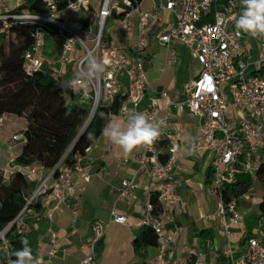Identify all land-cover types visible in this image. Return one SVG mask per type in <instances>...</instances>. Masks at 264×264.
Wrapping results in <instances>:
<instances>
[{"label": "built area", "instance_id": "obj_1", "mask_svg": "<svg viewBox=\"0 0 264 264\" xmlns=\"http://www.w3.org/2000/svg\"><path fill=\"white\" fill-rule=\"evenodd\" d=\"M46 13L42 15H2L22 20L35 26L33 43L24 52L22 66L27 74L43 66L45 37L60 42L59 57L50 64L51 75L69 81L85 67V57L90 51L107 60L105 72L89 84L88 97L79 88H71L80 104L87 105L86 126L99 107L110 109L116 97L120 98L118 116L126 119L123 109L135 108L153 121L164 120L157 114L156 99L143 105L150 82L146 76L149 64L147 50L150 43L164 49L167 62L176 55L172 44L186 46L190 57L199 67L194 78L184 86V99L172 107L188 112L197 120L199 137L188 149L189 155L209 153L211 176L208 194L214 199L215 212L222 234L229 243L234 238L244 214L240 201L249 202L254 197L256 172L264 159V38L255 39V54L248 35L237 33L234 17L241 9L240 0H66L59 7L56 0H42ZM166 97V92L161 93ZM20 135L12 137L13 141ZM94 144L82 153H75L71 163H65L66 154L50 170L38 164L23 170L35 181L33 191L16 217L1 231L0 252L8 264L11 247L5 237L22 234L29 222H48L47 232L52 245V256L58 249V234L50 224L53 211L67 205L77 197L83 185L94 177H102L105 167L93 171L94 159L90 155ZM179 141L177 135L164 127L161 136L151 147L142 148L135 157L137 170L148 181L140 227H150L156 235V255L145 264H203V252L185 249L182 258L167 260L174 248L182 227L171 230L163 227L174 221L185 210V201L177 193L180 170ZM247 180V182H245ZM137 184L133 179H123L117 188L116 200L109 210L106 222L95 221L90 226V236L85 257L78 264H95V247L111 223L124 225L125 212L116 209V202H132ZM159 207L154 211L152 198ZM38 205L39 208H36ZM75 216L76 211L72 210ZM264 227V221L260 222ZM228 264H264V238L248 237L242 245L226 249ZM42 264H51L48 261Z\"/></svg>", "mask_w": 264, "mask_h": 264}, {"label": "crops", "instance_id": "obj_2", "mask_svg": "<svg viewBox=\"0 0 264 264\" xmlns=\"http://www.w3.org/2000/svg\"><path fill=\"white\" fill-rule=\"evenodd\" d=\"M21 2L22 0H0V11L2 7L11 12ZM248 37L255 54L256 38ZM154 47L160 49L152 42L147 50L149 64L146 66V76L150 82V89L145 95L143 105L149 99H156L158 116L166 120L168 132L177 135L181 168L174 172V176L178 181L177 193L185 201L184 212L177 215L173 222L166 223L163 219V227L166 230H171L174 226L183 229L166 259L182 258L185 255V249L190 248L193 252H203V264H228L225 252L229 246L237 248L248 237L264 238V227L259 226L260 222L264 221V210L259 208V212L253 211V205L256 204L254 197L249 202L240 201L238 207L244 214V218L234 229V238L229 243L226 241L218 223L214 199L207 191L209 181L206 183V177L210 171L212 155L209 153H196L192 156L188 154L189 147L199 137L198 122L187 109L180 110L171 106L184 99V86L194 78L197 71L183 76L181 82L172 81L167 74V69H164V65L169 63L166 58L161 69L156 67L157 60L150 55ZM59 50L60 42L57 39L44 38L43 65L50 71V64L58 59ZM161 50L164 49L161 48ZM174 52L176 57L170 62L178 60V53L175 50ZM183 58H189L196 64L189 53L188 55L185 53ZM162 92H166L165 98L161 96ZM116 119L124 121L118 114L108 115L100 135L93 143L94 148L90 154L94 159L93 171L101 166L105 167L103 176L94 177L89 183L84 184L80 195L69 198L67 205L52 213L50 226L57 232L59 243L57 251L52 256L49 254L52 245L47 232L48 222L44 219L38 223L29 222V228L35 234L37 256L42 262L78 264L85 257L90 226L95 221L108 220L109 210L116 200L117 188L123 179H133L137 184L132 202L118 201L115 204L119 212H125L128 215V221L124 225L114 223L109 225L98 242L103 243L104 248L100 254H97L95 264H145L156 255L155 247H149L140 252L133 250V240L141 229L139 221L144 209L148 181L145 174L137 170V163L132 161L142 152V148H138L125 158L121 151L103 136V129L109 120ZM26 126L27 122L23 117L4 114L0 118V171L3 172L6 180L13 173L23 172L26 169L12 164L21 152L22 133ZM15 135H20L21 139L13 141L12 137ZM261 201L262 198L258 206ZM72 210L76 211L75 216ZM194 230H207L210 233V239L198 238Z\"/></svg>", "mask_w": 264, "mask_h": 264}, {"label": "trees", "instance_id": "obj_3", "mask_svg": "<svg viewBox=\"0 0 264 264\" xmlns=\"http://www.w3.org/2000/svg\"><path fill=\"white\" fill-rule=\"evenodd\" d=\"M56 1L59 7H62L66 0ZM44 13H46V5L42 0H22L14 10L4 15ZM34 30L33 24L22 20L12 18L0 20V118L4 114H12L23 117L27 122L22 133L21 152L12 164L20 168L40 164L46 170H50L67 149L69 152L64 161L69 164L75 153H82L87 146L94 143L108 115L117 114L120 98H115L110 109L99 107L82 131L85 134L79 135L78 131L85 123L89 111L85 105L78 102V96L71 88L61 87L68 81L67 78L51 75V71L44 65L32 74L25 73L23 69L22 57L32 46ZM258 75L264 77V70L258 72ZM87 132L94 134L93 140L87 138ZM210 176L211 171L207 174L206 183ZM256 177L257 182L264 188V162L258 168ZM34 187L35 181L29 180L21 171L13 173L8 180L0 171V231L20 212L25 197ZM152 200L156 212L159 207L155 197ZM36 208H39L38 205ZM259 208L264 210V196ZM194 232L202 240L210 239L207 230H194ZM25 238L29 241L34 255H37L35 234L27 224L22 234L9 233L5 237L11 247V259L15 258L12 253L21 247V241ZM155 245L156 235L150 227H141L132 243L134 252ZM0 259H5L1 252Z\"/></svg>", "mask_w": 264, "mask_h": 264}, {"label": "clouds", "instance_id": "obj_4", "mask_svg": "<svg viewBox=\"0 0 264 264\" xmlns=\"http://www.w3.org/2000/svg\"><path fill=\"white\" fill-rule=\"evenodd\" d=\"M241 9L238 16L234 17L237 33L246 34L252 38H264V0H240ZM85 67H82L73 78L62 84L61 87L79 88L85 99L88 97L89 84L97 81L105 72L108 61L100 59L95 50L85 57ZM126 119L109 120L103 129V136L115 145L127 158L138 148H148L160 139L161 130L167 127L166 121H153L144 112H138L135 108L123 109ZM85 133L82 132L81 135ZM89 140L94 139L92 132H87ZM4 236L0 235V240ZM8 264H42L39 256L34 255L29 241L25 238L21 241V247L16 249Z\"/></svg>", "mask_w": 264, "mask_h": 264}, {"label": "rangeland", "instance_id": "obj_5", "mask_svg": "<svg viewBox=\"0 0 264 264\" xmlns=\"http://www.w3.org/2000/svg\"><path fill=\"white\" fill-rule=\"evenodd\" d=\"M1 9L2 10L0 11V14H2V15L6 14L10 11V10L7 11L2 7H1ZM47 40L48 39L46 38V41ZM172 48H173V50H175L178 53V57H177L178 60H177V62H169V63L165 64L164 69H167V74L171 77L172 81L181 82L183 79V76H187L188 73H190V72L191 73L196 72L199 67L196 64H194L189 58L188 59L183 58L185 53L187 55L189 53V50L186 46L172 44ZM150 55L152 58H155L157 60L156 67H158L160 69L163 67V64L165 63V58L168 59V56H166L167 54H166L165 50H161V48L159 49L157 47H154L150 51ZM95 122H96V119H95L94 123ZM84 127L85 128L87 127L86 121L82 125V127L79 129L78 132H80ZM66 151L63 153L62 156H64L66 154ZM262 196H264V188H262V186L259 185L258 183H255L254 199H256L255 200L256 204L253 205V211L256 213L259 212L258 202H259V200H261ZM103 248H104L103 243L96 244V247H95L96 256H97V254H100L102 252Z\"/></svg>", "mask_w": 264, "mask_h": 264}, {"label": "water", "instance_id": "obj_6", "mask_svg": "<svg viewBox=\"0 0 264 264\" xmlns=\"http://www.w3.org/2000/svg\"><path fill=\"white\" fill-rule=\"evenodd\" d=\"M84 129H85V127L80 131L79 135L82 133V131H83ZM79 135H78V136H79Z\"/></svg>", "mask_w": 264, "mask_h": 264}]
</instances>
